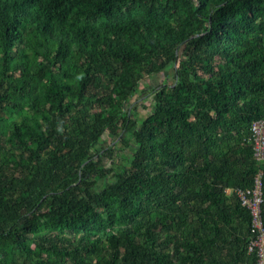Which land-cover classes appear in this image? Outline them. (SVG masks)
Here are the masks:
<instances>
[{
	"label": "trees",
	"instance_id": "16d2710c",
	"mask_svg": "<svg viewBox=\"0 0 264 264\" xmlns=\"http://www.w3.org/2000/svg\"><path fill=\"white\" fill-rule=\"evenodd\" d=\"M258 120L264 0H0V264H257Z\"/></svg>",
	"mask_w": 264,
	"mask_h": 264
},
{
	"label": "built area",
	"instance_id": "2783aa9c",
	"mask_svg": "<svg viewBox=\"0 0 264 264\" xmlns=\"http://www.w3.org/2000/svg\"><path fill=\"white\" fill-rule=\"evenodd\" d=\"M251 144L254 159L259 164L264 163V120H258L251 126ZM241 204L246 207L252 216V240L249 243V253L257 257V264H264V222L262 204L264 203L263 172L260 170L255 177L254 186L245 190H235Z\"/></svg>",
	"mask_w": 264,
	"mask_h": 264
},
{
	"label": "rangeland",
	"instance_id": "374dc122",
	"mask_svg": "<svg viewBox=\"0 0 264 264\" xmlns=\"http://www.w3.org/2000/svg\"><path fill=\"white\" fill-rule=\"evenodd\" d=\"M167 75L168 76H173V72L171 71V72H169V73H167ZM162 81H163V78L161 77V76H155V77H153V79H152V83L154 84V85H160L161 83H162ZM170 82V81H169ZM143 88H146V89H148L149 90V87L146 85V86H143ZM151 99H152V96L150 95V96H147L146 98H143V99H140V105H139V107H138V112L140 113V114H142L143 116H145L146 115V111L144 110V108H143V106H145V105H149L150 104V102H151ZM135 100V99H134ZM108 142H110V143H112V140H110L109 139V141ZM114 144V143H113ZM112 144V146H115V145H113ZM121 153L120 152H116V158H115V161H114V163H116V165H119V164H121V160H120V157H119V155H120ZM105 164L109 167L110 166V161L109 160H105Z\"/></svg>",
	"mask_w": 264,
	"mask_h": 264
},
{
	"label": "crops",
	"instance_id": "0c3cea01",
	"mask_svg": "<svg viewBox=\"0 0 264 264\" xmlns=\"http://www.w3.org/2000/svg\"><path fill=\"white\" fill-rule=\"evenodd\" d=\"M233 192H234V189H233V188H229V189L227 190V194H228V195H231Z\"/></svg>",
	"mask_w": 264,
	"mask_h": 264
}]
</instances>
